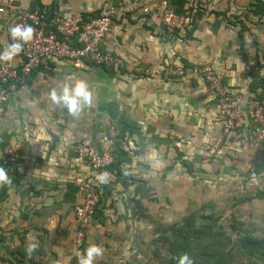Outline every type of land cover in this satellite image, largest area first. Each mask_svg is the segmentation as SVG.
<instances>
[{"label":"crops","instance_id":"crops-1","mask_svg":"<svg viewBox=\"0 0 264 264\" xmlns=\"http://www.w3.org/2000/svg\"><path fill=\"white\" fill-rule=\"evenodd\" d=\"M118 1L0 0V6H42L48 17L84 16L99 15ZM154 1L152 13L145 15L137 8L116 21L105 38L103 49L122 61V72L116 77L101 66L52 63L44 70L55 77L43 78L45 72L37 69L10 96L3 106L5 112L0 111V162L8 145L16 147L13 171L6 173L7 181L0 182V259L11 264H71L75 258L72 207L78 191L74 178L87 176L89 169L62 165L74 156L72 143L85 135L95 140L106 123L115 126L118 141L131 149L132 156L123 160L118 153L120 174L105 188L88 228L87 244L102 245L104 261L121 250L131 251L133 233L140 226H152L136 213L137 201H144L136 191L132 196L135 209H130L131 203L122 200L128 197L116 189L131 192L129 180L138 173L173 188L190 174L199 175L197 168H207L203 146L218 139L221 132V122L215 118L219 100L204 80L170 77L161 74L164 67L184 66V62L191 68L211 66L224 74V84L242 97L244 106L251 95H264V0H168L173 10L184 3L190 20L187 29L178 31L180 37L165 31L163 8ZM11 26L10 15L0 13V51L11 43ZM131 70L139 74L131 75ZM85 72L94 75L87 83L97 90L94 101L98 106L93 120L82 122L88 130L81 131L74 125L75 114L54 103L50 94L59 95L63 84L80 80L75 73ZM79 113L84 115L82 110ZM245 129L251 134L250 126ZM258 147L254 176L264 172V144ZM141 164L150 168L148 174ZM29 244L36 245L31 254L26 251Z\"/></svg>","mask_w":264,"mask_h":264},{"label":"built area","instance_id":"built-area-1","mask_svg":"<svg viewBox=\"0 0 264 264\" xmlns=\"http://www.w3.org/2000/svg\"><path fill=\"white\" fill-rule=\"evenodd\" d=\"M162 6V22L166 32L173 35L184 29L190 23L185 15L176 13L168 0H155ZM153 0H119L106 7L96 17L84 19L81 15H57L52 23L46 21L47 11L43 8L31 9L9 4L7 8L0 6V13L7 12L16 24L30 25L33 28L32 39L22 42L21 51L11 60H0V106L8 102L10 96L25 85L27 78L40 66L49 68L52 63L72 65L76 68L96 64L114 65L120 67L122 61L111 53L103 51V43L113 24L123 19L137 8L145 15L152 13ZM10 36V34H9ZM11 37V36H10ZM72 41V42H68ZM77 41V42H75ZM11 38V43H12ZM77 45L74 46L72 43ZM81 44V45H78ZM171 74L177 77L196 76L204 80L215 98L219 100L220 128L223 136L231 138L237 130L245 129L249 121L256 124L251 130L255 143L264 141V98L258 99L251 95L245 106L242 97L236 95L224 84V74L213 70L211 66L202 65L185 69L183 65L176 66ZM1 111V110H0ZM119 133L115 127L107 132H101L93 140L85 135L83 140L72 143L74 156L71 164L75 167L89 169L78 184V197L73 208L75 219V235L73 239L75 255H83L88 247L87 232L93 215L99 205L105 188L114 183L119 174L116 165L119 157L116 145ZM209 148V155L221 150L220 138ZM120 147L132 156L123 141ZM5 172H11L15 165V151L8 147L4 150ZM104 175V180L98 179ZM0 264H10L0 259Z\"/></svg>","mask_w":264,"mask_h":264},{"label":"rangeland","instance_id":"rangeland-1","mask_svg":"<svg viewBox=\"0 0 264 264\" xmlns=\"http://www.w3.org/2000/svg\"><path fill=\"white\" fill-rule=\"evenodd\" d=\"M186 27H188V25ZM178 33L179 32H176V37H180ZM95 67H98V65ZM174 67L175 65L164 67L161 74L164 72L167 76L172 75L171 71ZM47 70L48 69L42 71L45 72L46 75H42L43 78L50 76L55 77L51 71L48 72ZM119 70L121 72V69ZM155 72L153 70L154 74ZM106 73L109 75L113 74L111 70H106ZM116 74L113 76L116 77ZM129 74L137 76L139 73L131 70ZM131 75L129 80L132 79ZM75 77H79L80 80L85 79L87 82V80L90 79V77H94V75H91L90 72H85L84 75L82 73H75ZM193 77L194 76L190 78ZM29 81H32L31 78ZM88 86L91 92L90 103L80 109L84 112V115L79 112L74 115V125L81 131L88 130L85 126H82V122H89L87 119L93 120L92 114L95 113V107L98 106L97 102L94 101L97 98V90H95V87ZM210 92L213 93L212 90H210ZM5 104L0 106V110H3V106L4 108L6 107ZM63 109L67 108L63 106ZM2 112H5V110ZM215 118L219 121L221 120V118H219V108ZM250 123L249 121L248 126L252 124ZM61 126L65 127V124L61 123ZM103 127L104 128L101 129L102 132H107L111 127L115 126L106 123ZM96 128L97 127L94 126L93 131H96ZM217 138H220L221 153L218 152L219 155L215 153L210 156L208 154L209 148H211L216 141L213 142L212 139V143L207 142L205 144L207 146H203V149L207 152L205 158L209 164L206 169H196L199 175L191 176L190 174L181 184H177L172 188L171 184L167 185L161 180L150 182V179L146 176L144 177L142 173H138L134 174L133 177H131L132 179L129 180L130 183L133 184L131 186V192H126V190L122 188H120V190L116 189L117 194L122 193L128 197V199H126L123 196L122 200L125 204L131 203L132 206L130 209H135L133 204L135 200L133 201L132 196L136 191L139 198L144 200L143 203H141L140 200L139 205L137 204L139 209L136 213L139 217H142L141 220L143 223H150L152 226L143 229L140 226L135 233H133L130 239L133 241L130 248L131 251L123 250V252L121 250V252L117 253L118 255H115V257L108 262L98 257L96 260L99 259V261H97L96 264H163L165 262L170 264L169 259L172 256V252L170 253L169 251L170 245L164 243L165 240L162 239L166 227L177 223H182V226H184L186 225V220L195 215L197 217L196 220H194L195 224L202 226L205 222L198 220L197 213L212 214L209 212H213L212 216L217 220L218 226H216V229L219 230V227H222L225 230L224 232L232 237L229 243H223H227L224 247L232 255L230 260L231 264H264V198L259 199L256 197L261 192L262 194L264 193L263 169L254 176V171H256L257 167L255 164L259 160V158L256 159L259 152L254 150H257L260 144H264V141L255 143V137L251 139V134L244 128L237 130L231 138L223 136L221 132L218 134ZM8 146L13 149L15 147L13 144ZM249 148L252 149V151ZM136 151L140 152V149ZM119 152H121L122 157L126 156L125 151H123L121 147L117 150V153ZM262 155H260V157L263 158ZM127 156L129 158L130 154L128 153ZM70 165L71 161L69 164L65 163L62 166L72 170V165ZM142 165V170L146 171L148 174L150 168H148L146 164H141V166ZM44 166L46 170L47 164ZM83 178L84 177L79 176L75 177V183L79 184ZM77 197L78 191L75 202ZM117 200H119V198H117ZM142 204L145 208H143ZM128 209L129 208H126L125 210L127 211ZM146 210L147 214L145 213ZM193 226L191 227L193 228ZM236 230H238V232ZM169 235L170 233L168 232L167 236ZM244 240L252 241L253 244L250 246L249 250H244L242 248L241 245ZM127 246L128 244L126 247ZM124 253L126 255H124ZM197 254V252L189 253L192 261L204 262L201 256ZM75 258L78 259L76 255Z\"/></svg>","mask_w":264,"mask_h":264},{"label":"trees","instance_id":"trees-1","mask_svg":"<svg viewBox=\"0 0 264 264\" xmlns=\"http://www.w3.org/2000/svg\"><path fill=\"white\" fill-rule=\"evenodd\" d=\"M184 2V0H182ZM180 5V3H178ZM184 4V3H183ZM178 6L177 9H174V11L180 15H185L186 9H184V5ZM42 8V6H40ZM31 9H35V6H31ZM98 15L92 14V15H84L83 18L87 19L90 17H96ZM55 18V16L46 17V21L48 23H52V20ZM244 29V28H242ZM68 42H72L69 41ZM77 42V41H75ZM73 42L72 45L76 46L77 44ZM78 45H81L78 43ZM105 51L104 49H102ZM92 66H101L106 70L112 71V76L120 72V68L116 67L114 65L108 66L105 64H96L95 62H89ZM184 68L189 69L191 68V64L188 62H184ZM38 69L44 70V66H40ZM37 70H35L33 73H35ZM116 71V72H115ZM32 73V74H33ZM258 99H263L264 95L258 94ZM252 123V124H251ZM250 128L252 131L255 129L256 124L251 121ZM120 148V141H118V144L116 145V150ZM126 156L122 157L123 160H128V156L125 153ZM4 158L0 162V168H4ZM116 168L120 172V162L116 165ZM13 171V170H12ZM11 171V172H12ZM10 173V172H9ZM120 174V173H119ZM259 199L264 198V193L262 192L256 196ZM139 204L140 202L137 201ZM213 203V202H212ZM205 209V208H203ZM212 213L213 212H209ZM198 214V220H201L205 222L202 224V226H198L195 224L196 215L190 219L186 220V225L182 226V223H177L170 225L166 227L164 231L163 240H165L164 243L169 244V251L172 252V256L169 259L170 264H176L175 259L173 257H178L179 255L183 253H195L197 252L199 256L204 260V262H193V264H231V253L226 250L224 247L227 243H229L230 240H232V237L228 235L225 230L222 227H219V230L216 229V226H218L217 220L214 219L212 214H205V213H197ZM94 216V215H93ZM197 222V221H196ZM194 225V226H193ZM193 226V228L191 227ZM238 232V230H236ZM170 233L169 236H167V233ZM1 240V239H0ZM224 242H227L223 244ZM252 241H246L244 240L242 242V248L244 250H249L250 246H252ZM176 250V252H175ZM195 257V256H194ZM10 263V262H9ZM168 262H165L163 264H167ZM11 264V263H10ZM71 264H77V259L74 258V260L71 262Z\"/></svg>","mask_w":264,"mask_h":264},{"label":"clouds","instance_id":"clouds-1","mask_svg":"<svg viewBox=\"0 0 264 264\" xmlns=\"http://www.w3.org/2000/svg\"><path fill=\"white\" fill-rule=\"evenodd\" d=\"M9 34L12 38V43L8 44L4 51H0V60H11L22 49V42H27L32 39L33 28L30 25L16 24L9 28ZM51 100L59 105H63L67 110L76 114L79 110L90 103L91 92L86 81L77 80L74 83H65L59 95L55 92L50 94ZM101 181L104 180V175L98 177ZM8 180V176L3 168H0V182ZM36 247L35 244H29L26 251L31 252ZM104 249L102 245L91 244L85 250L83 255H78L77 264H94L97 257L103 255ZM176 264H193L188 253H183L178 257H173Z\"/></svg>","mask_w":264,"mask_h":264}]
</instances>
